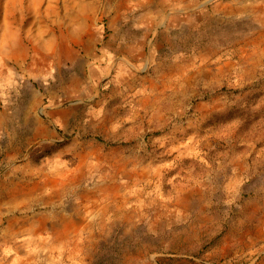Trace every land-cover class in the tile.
Segmentation results:
<instances>
[{
    "label": "rangeland",
    "instance_id": "374dc122",
    "mask_svg": "<svg viewBox=\"0 0 264 264\" xmlns=\"http://www.w3.org/2000/svg\"><path fill=\"white\" fill-rule=\"evenodd\" d=\"M0 264H264V0H0Z\"/></svg>",
    "mask_w": 264,
    "mask_h": 264
},
{
    "label": "trees",
    "instance_id": "16d2710c",
    "mask_svg": "<svg viewBox=\"0 0 264 264\" xmlns=\"http://www.w3.org/2000/svg\"><path fill=\"white\" fill-rule=\"evenodd\" d=\"M4 158V154L1 151V145H0V161Z\"/></svg>",
    "mask_w": 264,
    "mask_h": 264
}]
</instances>
